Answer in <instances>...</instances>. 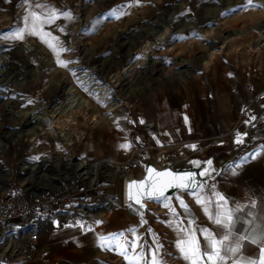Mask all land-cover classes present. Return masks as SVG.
Instances as JSON below:
<instances>
[{
	"label": "crops",
	"instance_id": "crops-1",
	"mask_svg": "<svg viewBox=\"0 0 264 264\" xmlns=\"http://www.w3.org/2000/svg\"><path fill=\"white\" fill-rule=\"evenodd\" d=\"M102 1L111 7L116 4L114 0ZM160 3L162 11L167 0ZM2 4L6 8L7 0H0V8ZM101 16L103 24L91 34L90 43L94 51L102 54L96 65L111 72L120 68L121 61L138 42L136 32L145 27L139 25L141 22L135 28L117 29L111 25L116 21L114 15L104 12ZM79 19L82 26L86 22L78 33L83 42L89 26L87 13ZM108 26L111 28L107 29ZM65 36L67 38V34ZM0 41L3 43L0 51H3L8 46L2 35ZM258 45L264 49V41ZM85 47L87 53L90 45L87 43ZM116 48H125V51ZM223 48L212 50L202 68L198 67L199 53L205 52L206 46L187 48L183 55L177 52L171 56L173 64L164 73L161 71V77L153 80L148 92L136 96L134 105L119 102L110 117L101 118L87 128L77 155L91 162L95 160L98 166L106 162L114 168L129 160L139 148L144 149L145 156L153 158L164 152L181 157H205L210 152L222 165L218 177L195 192H185L164 202L149 200V208L143 214L124 202V183L118 176L108 180L110 185L103 186L101 181L98 192L90 191L84 195L86 198L80 190L87 183L79 176L78 182L71 183L74 198L61 201L57 208L71 213L77 205L88 203L94 208L106 206L109 216L100 224L88 226L73 216L47 221L39 233L35 252L23 264H103L109 256L122 259L124 264H134L140 256L138 264H147L157 248L160 258L168 257L169 245L174 243L177 247L190 233L203 249L204 238L209 233L214 239H222L225 232L210 219L220 196L225 198L228 209H240L233 215L238 221L232 230L233 239L247 234L245 230L252 227L250 221L254 220L257 228L261 226L264 221V99L248 104L246 84L252 83L257 92L264 90V55L254 62H239L243 76H238L237 56ZM89 58L92 57L87 56L85 62ZM4 98L0 95V102ZM10 99L18 102L16 110H19L23 100L16 96ZM29 108L44 111L32 105ZM50 110L44 112L50 116ZM123 144L128 147H120ZM105 174L102 173V179ZM112 197L121 203L107 206L105 203H110ZM91 200H98V204ZM241 245L240 253H229L232 264H246V258L259 264L256 255L259 245L244 241ZM175 260L179 264H190L178 247ZM201 264L208 262L205 259ZM224 264L230 261L225 260Z\"/></svg>",
	"mask_w": 264,
	"mask_h": 264
},
{
	"label": "rangeland",
	"instance_id": "rangeland-1",
	"mask_svg": "<svg viewBox=\"0 0 264 264\" xmlns=\"http://www.w3.org/2000/svg\"><path fill=\"white\" fill-rule=\"evenodd\" d=\"M114 1L116 4L113 7L105 5L102 0H7L6 8L3 7L2 4V8H0V36L2 35V39L5 40L4 44L8 46L7 48L5 47L3 51L10 50L11 52L6 57L3 55L0 56V60L5 58L8 62L13 64H7V68H5L3 64L4 61L0 63V95L5 96L3 102H0V150L2 151L0 165L2 171L10 173L9 177H11L12 183L25 184L27 189L31 191L37 187L41 188L43 185L53 186L56 184V180L60 178L66 179L70 183L78 182L79 176L82 179V175L79 174V171H76L77 168L75 169L72 164L65 170L61 167L62 165L59 168L51 161H40L38 172L36 169L30 170L29 167H24L23 169L18 168L19 163L26 162L29 165H33L36 160L41 158L47 159L55 155L57 156V160L60 162L62 160V157H59L54 150L57 147L56 140L49 134V131L44 132L42 136L39 135V137L36 135L35 138L29 141L24 140L26 137L21 138L18 136L20 132L30 128L35 130L38 129L36 118H32L31 121L28 120V117L32 116L28 114L30 110L34 111L29 108V106L40 107V109L44 111H47L48 108L51 109L50 116L44 111L37 112L38 114L44 113L41 120V127L46 129L48 123H50L51 129L58 134V141L60 142V147L64 155L71 158L77 157L78 145L83 138L77 141L75 137H73L74 143L67 145L64 144L61 131L65 130L73 134V136L74 133L82 131L84 132V137L87 128L95 125L101 118L110 117L113 111H107L104 103L87 91L85 83L81 79L82 77L90 79L92 82L97 83L98 86L104 85L106 90L112 93L118 103L131 102V104L134 105L138 99L136 96L141 97L143 93L148 92L153 86V80L156 81L158 77H161V73H158L160 70L159 67L162 65L161 71L164 73L165 70L173 64L171 56L177 52L183 55L187 48H203L206 46V41L215 40L218 48L223 46V50L227 53L230 52L237 56L235 64L237 66L238 76H243L239 62H254L264 55V49H259L256 52L251 49V44L255 43L259 36L258 30L252 26L264 19V4H260L256 2V0H252L251 4H249L248 0H223L220 3L221 7H223L225 2L229 4V7L226 9L220 8L217 15L209 19L211 0H178L177 2L181 1L182 4L178 11L179 15L175 16V18L184 16L185 20L182 22H172L169 28H167V34L170 32L169 37L166 38L161 45L152 48L154 49L152 57L155 59V62L150 65L152 70L141 73L136 83L134 84L132 82V86L129 89V81L134 76L135 70H137L141 63L138 62V60L136 61V59H134L135 61L133 59L130 60V58L135 55L134 52L133 55H129V57L131 56L130 58H127V53L125 60L121 61L120 68H117L120 70L115 72L117 73V79L120 80V83L114 86L110 81L112 76L110 74L112 71L110 72L96 65V60L102 58V54L94 51L93 49L95 47L91 46L90 43L91 34L103 24L101 15L104 12L109 13L112 11V15H114L116 19L115 23H111L112 27L116 26L117 29L126 30L133 26L135 28L141 22L142 23L139 25L143 27L145 24L143 22L144 20L148 21L162 12L160 10V0ZM171 1L173 0H167V6L164 7L170 6ZM238 1H241V3L236 4ZM36 5H40V7H36ZM33 12L37 13L39 17L35 25V30L39 35L30 34L32 31L33 19L31 14ZM65 12H70L71 18L64 16L63 13ZM86 13L89 23L87 37L83 42H80L78 33L80 27L83 28L86 22L82 26L79 18L80 16L83 17L84 14L86 15ZM144 15L146 17H144ZM25 16L29 17L28 21L23 19ZM50 17L54 19H51L49 22H44ZM187 22H191L194 25L191 34H185L183 32L171 33L174 27L188 26V24H186ZM248 27L252 28L246 30ZM16 28L25 29L23 34L24 38L22 40L14 38L12 30ZM110 28L109 26L107 27V29ZM61 29H63V31H61ZM239 29L243 31L242 34L230 33L228 38L232 36V34L233 36L229 41L224 38L223 43L218 42L216 37ZM45 33H51V36H46ZM66 34L67 38L65 36ZM41 37H43V39H41ZM53 37L58 39H53ZM139 39L140 42L136 41L134 46L138 47L137 49L141 47L143 41L146 39L151 40L146 36H142V38ZM160 40L161 39H157L154 43L160 42ZM45 41H48V43ZM49 43L55 45V50L49 47ZM87 43L90 45V48H88V52L86 53L85 46ZM24 44L26 45L27 53H22L13 49L14 47ZM0 46H3V43L0 44ZM61 47L67 50L61 51ZM116 49L125 51V48ZM57 55L60 60L69 62L67 67L57 62ZM87 56H91L92 58H89V60L85 62ZM28 60L32 61V66L24 69L22 65L26 64ZM121 68L127 69L122 70ZM129 71V80H127V78V81H121L123 75L127 74ZM9 76H13L11 79L18 84L11 85L7 83V81H9ZM68 86L73 87V92L78 95V97L88 101L89 106L85 108V110H81L72 115L70 119L61 116L54 117L53 110L58 102L66 98ZM125 91H127L126 94ZM15 96L23 100L19 110H16L19 106L18 102H13L12 99H10ZM30 98L33 99L31 103H29L30 100H28ZM118 103L115 107H117ZM22 107L25 109H21ZM14 140H16V142L12 144ZM6 144H9V147L5 148ZM134 154L133 156H135ZM163 154L170 153L164 152L162 155L157 154L155 158L158 159V162L160 161V157H163ZM171 156L180 157L174 153H171ZM195 156L196 155H190L188 158H194ZM146 158L149 157L142 154L141 160ZM83 159L84 158H82L81 161ZM87 161L91 162L89 160ZM105 165L97 166V177H101L100 181L103 180V172L109 174L105 171ZM115 167L112 168L115 170ZM115 174L114 176L117 178ZM114 176L111 177L109 174V177L113 178V180ZM37 177L41 178L38 182ZM105 185H110L108 180L105 184L103 183V186ZM167 199L169 198L156 199V201L164 202ZM112 200L117 199L112 197L110 203L106 202L105 204H108L107 206H112ZM91 201L98 204V200ZM103 207L105 216L102 218L97 217L94 221H83L79 217L85 216V213L80 214L75 210L72 212L77 215L75 217L82 225H97L109 216V213L105 211L106 206L93 209L88 208L94 214H97ZM176 248L174 243H172V246L169 245L168 249L170 250V254H168V257L163 255L162 261L166 262V264H179V262L175 260ZM157 250L158 248L156 251L154 250L155 252H153V255H158L160 257L159 251ZM103 264H124V261L109 256L105 258Z\"/></svg>",
	"mask_w": 264,
	"mask_h": 264
},
{
	"label": "water",
	"instance_id": "water-1",
	"mask_svg": "<svg viewBox=\"0 0 264 264\" xmlns=\"http://www.w3.org/2000/svg\"><path fill=\"white\" fill-rule=\"evenodd\" d=\"M222 1L223 0H211L210 1L211 8L209 9V12H210L209 19L214 18L217 15L220 8L226 9L229 7V4L227 2H225V4H223V7H221L220 3ZM259 1H260L259 3L264 4V0H259ZM238 3H241V1L236 2V4ZM181 4L182 2L179 1V2H176L175 4H171L168 7H164V9L159 15L144 22L146 24L145 25L143 23L145 25V26L143 25L145 28L138 29L139 31L136 32L137 38H142V36H144L145 32L147 31L146 36L151 37L153 40H156L158 39L162 31L169 28L172 22H178V21L182 22L183 20H185L184 16H182L181 18H175V16L179 15L178 11L181 7ZM186 24H188V26L186 27L184 26L174 27L171 30V33L183 32L185 34H191V32L194 29V25L191 22H187ZM254 27L258 30L263 31L264 19L260 20L258 24H255ZM248 28L251 29V27H248ZM237 34H241L240 30L237 31ZM262 34L264 36V32ZM169 35H170V32H168L166 38H168ZM227 35L228 33H224L220 37H216V38L219 43H223V40L225 37H227ZM165 39H162L163 40L162 42H158L157 46L161 45L165 41ZM139 40L140 39H138V41ZM263 40L264 38H261L257 40L255 43L261 44V41L263 42ZM217 48H218V45L215 40L206 41L205 52L199 53L200 55V60L198 63L199 68H202L204 65V62L209 59L210 52ZM13 49H15L16 51L22 52V53H27V48L25 44L14 47ZM136 50H137V47H135L134 49H131L128 52L127 58L129 57V55H131ZM10 52H11L10 50L2 51L0 52V56L3 55L6 57L10 54ZM147 57H149L147 62H145L144 60V63L139 64V67L137 68V70H135V74L131 78L130 83L133 82L135 84L137 78L139 77L141 73L148 72V70H152V68L150 67V65L154 61L152 57V52ZM2 59H3L2 61H4L3 64L5 65V68H7V64H13V63L8 62L7 59L5 58H2ZM179 60L183 61L184 59L180 58ZM31 66H32L31 60H28L26 64L22 65L24 69L31 67ZM161 68H162V65L159 67L160 70L158 71V73H161ZM129 75H130V71L127 74L123 75V77L121 78V81L129 80ZM11 78H13V76L8 77L9 81H7V83L11 85H17L18 83L13 81ZM126 92L127 91H125V94ZM76 159H78V157H76ZM42 160H45V158H41L39 161H42ZM209 160L212 162L211 164H208ZM35 165H38L36 161H35ZM221 167H222L221 163H217L215 161L214 155L209 153L205 157L195 156L194 158H188V156L186 157L172 156L171 158L163 157L161 162H157L151 158H146V159L141 160V170L138 174L134 176H127L124 172L120 171L118 174H115V175L123 179V183H124L123 200L124 202L127 204H131L137 210L145 214L149 208L148 201L156 200V198L148 197L147 191L149 189L154 190V191H157V190L164 191V197H161L159 199L173 198L184 192H192L190 190L178 188L175 185L186 183L187 182L186 174L193 173V174H196L195 176L196 181L202 182L201 187L196 188L195 189L196 191L212 183L218 177ZM18 168H21L20 163L18 164ZM151 169H155V171L153 172L151 171ZM205 170H207L209 175L200 176L199 173ZM40 179H41L40 177H37V182ZM141 181L143 183H140ZM170 184L173 186L169 187ZM54 186L56 185H53V187ZM193 187H195V184H193ZM137 199L141 201V204L139 205L136 204Z\"/></svg>",
	"mask_w": 264,
	"mask_h": 264
},
{
	"label": "built area",
	"instance_id": "built-area-1",
	"mask_svg": "<svg viewBox=\"0 0 264 264\" xmlns=\"http://www.w3.org/2000/svg\"><path fill=\"white\" fill-rule=\"evenodd\" d=\"M246 90L248 104H256L264 99V90L257 92L252 83L246 84ZM143 151V148L137 149L135 156L119 163L116 168L127 176L138 174L141 170L142 154L145 155ZM151 159L158 162L155 157ZM105 175L102 183L112 179L109 174ZM82 180L87 183L80 190L82 197L90 191L98 192V186L101 184L98 177L90 184L87 178L82 177ZM73 198L72 184L66 179L60 178L54 187L43 185L29 191L25 184H14L9 177V181L0 188V264H23L29 260L35 252L42 226L47 221L66 215L77 216L74 212L57 208L61 201ZM93 206L88 203L79 204L75 211L82 214L79 207L93 209Z\"/></svg>",
	"mask_w": 264,
	"mask_h": 264
},
{
	"label": "bare ground",
	"instance_id": "bare-ground-1",
	"mask_svg": "<svg viewBox=\"0 0 264 264\" xmlns=\"http://www.w3.org/2000/svg\"><path fill=\"white\" fill-rule=\"evenodd\" d=\"M257 2L259 3L260 1L257 0ZM260 4H263V3H260ZM252 27H254V25ZM246 30H250V29L248 28ZM256 30H258V29H256ZM237 31L235 30V31L229 32L227 37H225L226 40L229 41L230 38L233 36V34H237ZM240 32H241V34L243 33L242 30H240ZM257 32H258L259 36L256 39V41L261 39V38H264V36L262 34L264 32V28H263V31L258 30ZM230 33H233V34H232V36H230L228 38ZM146 34H147V31L145 32L144 36H146ZM166 36H167V29H165L164 31L161 32V34L159 35L158 39H161V40L165 39ZM149 38L152 41L148 40V39L143 41L141 47L139 49H137L136 51H134L135 55L132 56V57L130 56L131 58L129 57L130 60L136 59V61L138 60V62H141V64L144 63L143 60H145V62H147V60L149 58L147 56H149V54H151V52H152V55H153L154 49H152V48L156 47L157 43H158V42L154 43V41H157V39L153 40L151 37H149ZM161 40H160V42H161ZM251 47H252V50L255 51V52L260 49V48H258L259 45L256 44V43H252ZM131 55H133V53ZM154 61H155V59H154ZM0 63H2V60H0ZM132 64H130V65H132ZM126 67H128V66H126ZM123 69H127V68H123ZM117 70H120V69H112V73L110 75H113ZM81 79L85 83V87H86L87 91L92 96L97 97L102 103H104V105L106 106V110L107 111H111V110L116 108L115 105L118 102L115 100V98L113 97L112 93H110L108 90H106V87L104 85L98 86L97 83L92 82L90 79H85L83 77ZM110 81L112 82V84L114 86H117L120 83V80L117 81V74H114V76L112 77V79ZM130 82L131 81H129V86L131 87L132 83H130ZM130 87H128V88L130 89ZM56 105L57 106H55V109L53 110V113H54L53 116L54 117L61 116V117H65V118H69L70 119L72 117V115H74L75 113L80 112L81 110H85V108H87L89 106V103H88V101L78 97V95H76L73 92V87L72 86H68L67 87V96H66V98L64 100H62L61 102H58ZM28 114L32 115V116L28 117V120L31 121L32 118L33 119L34 118L37 119V124L36 125H37L38 129L35 130V129L30 128V129H28L26 131L20 132L18 136L21 137V138L26 137V138H24V140H28L29 141V140H32L33 138H35L36 135H38V137H39V135L42 136V134L44 132L49 131V134L52 137H54L55 140H56L57 147L54 150H55L56 154L59 157H62L61 162L59 160H57V156L56 155L53 156V157L47 158L45 160H42V161H46V162L51 161L52 163L54 162L53 164L55 166H58L59 168L62 165L61 167L64 170L66 168H68L69 165L72 164V165H74L75 169L77 168L76 171H79V174L82 175V177L87 178L89 184L92 183V182H95L97 180V166H98V164H97L96 161L88 162L86 159H83L81 161L82 158L76 159V158H73V157L71 158V157L65 156L63 151H62V149H61V147H60V142L58 141L59 140L58 134L54 130L51 129V127L49 125L50 123H48V127L46 129H43L41 127L42 126L41 125V120L43 118L44 113L38 114L37 112L30 110V112ZM83 134H84V132L80 131V132L74 133V136H73V134H70V133L66 132L65 130L61 131V135L63 136V139H64V144H67V145H71L72 143H74L73 137H75V140H77V141L82 139L83 138ZM15 142H16V140H14L12 142V144H14ZM7 147H9V144L5 145V148H7ZM1 152L2 151L0 150V156L2 154ZM163 157L171 158L170 154H163ZM161 158L162 157H160V159H159L160 161L159 162L162 161ZM39 160H36V163L38 165H35V162L33 163V165H29L26 162H22V163H20V167H21L20 169H23L24 167H29L30 170L36 169V171L38 172L39 168H40V163H39L40 161ZM105 164H106V162H105ZM105 166H106V170L105 171L107 173H109L111 177L114 176L115 173L118 174L120 172V171L117 170L116 167H115V170H113L111 168V166H112L111 164H109V165L106 164ZM0 173H1V175H0V179H1L0 188H2L9 181V174L10 173L7 172V171L6 172L2 171L1 165H0ZM58 175H61V174H58ZM58 180H56V184L55 185H57ZM111 202H112L113 205L121 203L119 200H112ZM78 209L82 213H85V216H83V217L80 216V219H82L83 221H86V220L87 221H94L97 217L98 218H102V217L105 216V214L103 213L104 212V207L101 208L97 212V214H94L91 210H89L86 207H79ZM65 217H68V215H66Z\"/></svg>",
	"mask_w": 264,
	"mask_h": 264
},
{
	"label": "snow or ice",
	"instance_id": "snow-or-ice-1",
	"mask_svg": "<svg viewBox=\"0 0 264 264\" xmlns=\"http://www.w3.org/2000/svg\"><path fill=\"white\" fill-rule=\"evenodd\" d=\"M248 2L249 4H251L252 0H248ZM36 7H40V5H36ZM63 15L71 18L70 12H65L63 13ZM111 15H112V11L109 12V16ZM31 16L33 19H32V31L30 32V34L39 35V33L35 30L36 21L39 19V17L37 16V13L35 12H33ZM23 19L25 21H28L29 17L25 16ZM51 19H54V18L50 17L44 22H49ZM24 31L25 29H22V28L13 29L12 32L14 34V38L22 40L24 38V35H23ZM61 31H63V29H61ZM45 35L51 36V33H45ZM41 39H43V37H41ZM53 39H58V38L53 37ZM45 42L48 43V41H45ZM49 47L55 50V45L49 43ZM60 50L66 51L67 49H64L63 47H61ZM57 62L60 65L65 66V67H67V64L69 63L68 61L60 60L58 55H57ZM29 103H31V101H29ZM185 119H187V117H185ZM251 119L255 120L256 117H252ZM120 147L127 148L128 145L123 144V145H120ZM211 163L212 162L209 160L208 164H211ZM151 171L154 172L155 169H151ZM199 175L206 176V175H209V173L207 172V170H205V171L200 172ZM195 176L196 174L187 173L186 174L187 182L183 184H177L175 186L178 188H182L185 190H190L192 192H195V189L201 187V184H202V182L196 181ZM140 183H143V182L141 181ZM193 184H195V187H193ZM172 186L173 185L171 184L169 185V187H172ZM147 195L149 198L159 199L161 197H164V191L162 190L154 191V190L149 189L147 191ZM199 202L202 204L204 203L203 200H200ZM136 204L138 205L141 204V201L137 199ZM225 204H226L225 198L223 196H220L219 202L216 203L215 205L216 207L215 212L210 215V219H212L213 223L220 226L221 229L225 230L222 239H214L212 237V234L209 233L208 236L204 238L205 245L203 246V249H202L201 246L198 245L195 236L191 235L190 233L186 239L181 240L177 243V247L180 249L181 253L183 254L184 259L190 261V264H201V261L205 259L207 260L208 264H224L225 260H229L230 264H232L229 253H232V254L240 253L242 251L241 241H244L245 243H252V244L259 245L258 252L256 255L259 258V264H264V221H262L261 226L258 228L256 227L254 220L250 221V223L252 224V227L250 229L245 230L247 234L233 239L232 230L235 228V225L238 222L237 220L233 219V215L234 213L239 212L240 209L239 207H236L230 210L227 207H225ZM241 223L243 222L241 221ZM129 247H131V245H129ZM123 254H125V258H127L126 253H123ZM140 259L141 257L137 256L134 264H138ZM147 264H166V262L162 261V258H160L158 255H152L148 259ZM246 264H257V261L251 258H246Z\"/></svg>",
	"mask_w": 264,
	"mask_h": 264
}]
</instances>
